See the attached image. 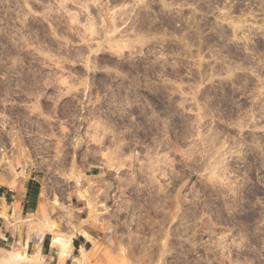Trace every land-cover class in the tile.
I'll return each mask as SVG.
<instances>
[{
    "label": "rangeland",
    "instance_id": "rangeland-1",
    "mask_svg": "<svg viewBox=\"0 0 264 264\" xmlns=\"http://www.w3.org/2000/svg\"><path fill=\"white\" fill-rule=\"evenodd\" d=\"M30 176L63 258L98 234L74 264H264V0H0V185Z\"/></svg>",
    "mask_w": 264,
    "mask_h": 264
},
{
    "label": "crops",
    "instance_id": "crops-1",
    "mask_svg": "<svg viewBox=\"0 0 264 264\" xmlns=\"http://www.w3.org/2000/svg\"><path fill=\"white\" fill-rule=\"evenodd\" d=\"M35 178L30 176L24 182L0 185V251L7 247L22 246L34 255H43L56 264H74L78 253L92 247L94 240H98V234L94 233L92 225L79 221L74 244L63 258L61 246L53 243L52 231L41 233L31 230L28 223L31 218L28 216L38 213L37 209H40L39 204L42 201V186L33 181ZM78 189L79 187H75L72 190L71 205L82 216L85 206Z\"/></svg>",
    "mask_w": 264,
    "mask_h": 264
},
{
    "label": "bare ground",
    "instance_id": "bare-ground-1",
    "mask_svg": "<svg viewBox=\"0 0 264 264\" xmlns=\"http://www.w3.org/2000/svg\"><path fill=\"white\" fill-rule=\"evenodd\" d=\"M46 204V202H44V201H41V203L39 204L40 205V211H44L45 209H44V207L46 208V206H45V204ZM18 207V206H17ZM37 209V211H38V213H41V212H39V210ZM47 210V209H46ZM16 211V210H15ZM43 213V212H42ZM44 215V214H43ZM42 214H41V216H43ZM46 215V214H45ZM40 216V215H39ZM56 239H54V244L55 245H58V244H62V242H61V238H59V237H55ZM24 256V254L23 253H20V252H16V253H12V254H6L5 255V253H3V250L2 251H0V264H9V262L10 263H12V262H17V260L19 259L20 260V258L21 257H23Z\"/></svg>",
    "mask_w": 264,
    "mask_h": 264
}]
</instances>
